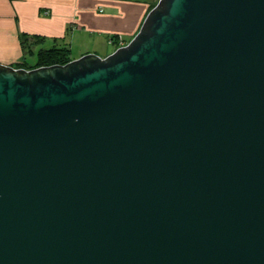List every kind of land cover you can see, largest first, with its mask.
I'll list each match as a JSON object with an SVG mask.
<instances>
[{"label": "water", "instance_id": "1", "mask_svg": "<svg viewBox=\"0 0 264 264\" xmlns=\"http://www.w3.org/2000/svg\"><path fill=\"white\" fill-rule=\"evenodd\" d=\"M0 264H264V0H158L103 59L0 64Z\"/></svg>", "mask_w": 264, "mask_h": 264}, {"label": "crops", "instance_id": "2", "mask_svg": "<svg viewBox=\"0 0 264 264\" xmlns=\"http://www.w3.org/2000/svg\"><path fill=\"white\" fill-rule=\"evenodd\" d=\"M156 1L0 0V64L17 69L27 57L37 61V52L51 47L67 48L71 60L86 54L103 59L110 55L104 48L108 40H130ZM23 35L41 41H29L27 50Z\"/></svg>", "mask_w": 264, "mask_h": 264}, {"label": "trees", "instance_id": "3", "mask_svg": "<svg viewBox=\"0 0 264 264\" xmlns=\"http://www.w3.org/2000/svg\"><path fill=\"white\" fill-rule=\"evenodd\" d=\"M155 4L152 5L151 9L155 6ZM117 37L118 36H112L110 38L112 41V45H113L112 47L114 51L118 48L117 42H116ZM130 40H124V42L127 44ZM29 41H31L32 44H35L37 41H41V39H39V37H26L25 35H23L21 39V44L23 48L25 47V49L27 50L29 49L30 45H32L29 43ZM70 61L72 60L70 58L69 50L67 48L51 47L49 49H41L37 52V61L34 65L29 66L23 62L20 65H17V69L32 70V69H36L39 67H49L53 65L62 66V65L67 64Z\"/></svg>", "mask_w": 264, "mask_h": 264}, {"label": "rangeland", "instance_id": "4", "mask_svg": "<svg viewBox=\"0 0 264 264\" xmlns=\"http://www.w3.org/2000/svg\"><path fill=\"white\" fill-rule=\"evenodd\" d=\"M110 46V45H109ZM109 46H106V47H104V48H106V52H108V53H112L114 50L111 48V47H109ZM101 49H103L102 47H101ZM36 61H35V57L33 56V57H27L26 58V63H27V65H33L34 63H35Z\"/></svg>", "mask_w": 264, "mask_h": 264}, {"label": "built area", "instance_id": "5", "mask_svg": "<svg viewBox=\"0 0 264 264\" xmlns=\"http://www.w3.org/2000/svg\"><path fill=\"white\" fill-rule=\"evenodd\" d=\"M116 42H117V47L118 48L123 47V46L126 45V43L124 42V40L121 37H119V36L117 37ZM107 43H108V45L113 46L111 39H109Z\"/></svg>", "mask_w": 264, "mask_h": 264}]
</instances>
